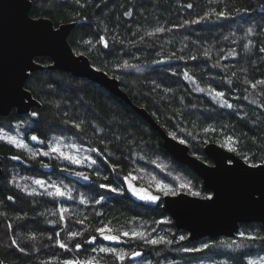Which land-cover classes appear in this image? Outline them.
<instances>
[{"label": "trees", "instance_id": "obj_1", "mask_svg": "<svg viewBox=\"0 0 264 264\" xmlns=\"http://www.w3.org/2000/svg\"><path fill=\"white\" fill-rule=\"evenodd\" d=\"M31 2L29 14L32 17H48L55 25L73 21L68 35L72 49L85 54L93 66L119 77L120 87L131 101L144 107L168 134L175 133L177 139H183L192 154L210 162L203 151L204 144L214 141L227 147L226 138L231 136L235 141L232 146L236 151L233 152L243 159L247 156L248 163L264 160V85H257L255 89L250 86L264 80V52L260 51L264 48V9L261 7L264 0ZM237 9H247V12ZM221 10L229 11L230 17L210 16L199 23H184ZM157 27H164L166 31L156 33ZM250 27L253 33L248 35ZM101 36L106 39L107 48L98 43ZM85 41H91L95 47ZM206 51L207 56L204 55ZM36 60L44 65L50 62L48 57ZM125 60L136 67L117 69L116 65ZM185 72L192 79H186ZM25 87L39 106L32 107L27 114L11 111L6 116L0 115V130L13 132L15 123L24 124L20 129L24 139L29 132H35L44 141L39 146L27 143L36 151L47 150L53 138L98 151H91L90 157L96 164L86 166L84 172L89 179L73 183L62 170L65 162L52 153L33 159L29 152L0 141L1 264H45L49 261L62 264L68 259L91 257H96L100 264H133L134 260L150 264L200 260L247 264L249 258L264 256V241H242L238 236L241 231L264 236V225L260 222L240 224L239 231L231 237L189 241L186 231L176 229L164 210L161 193L155 203L130 194L125 177L141 171H153L159 176L156 162L163 159L187 176L193 190L200 191L202 196H207L209 191L203 188L195 172L165 151L158 132L128 103L98 83L56 69L30 72ZM209 88L224 92V99L233 107H222L208 92ZM253 100L256 103H252ZM32 112L39 115L32 117ZM81 121L84 123L80 129L73 126ZM208 127L215 131L205 132ZM13 156L19 159H11ZM20 176L61 180L74 185L84 203L48 196L44 188L31 187V183H23ZM105 176L107 180L103 179ZM101 183L123 191L110 192L100 188ZM25 186L40 194L28 195L27 190H21ZM9 196L13 199L9 200ZM97 200L101 203L97 204ZM61 207L68 209L63 221L60 220ZM105 224L116 229L115 235L144 227L151 238L165 230L169 234L167 239L174 243L154 246L127 237L105 240L96 232ZM166 226L169 228L165 229ZM72 231L80 235L68 240V233ZM56 233H60L68 249L56 244ZM178 235L186 239L179 241ZM32 236L35 239H31ZM93 236L96 239L89 242ZM13 240L16 245H12ZM233 240L243 246L228 248ZM77 243L82 246L79 250ZM203 243L213 246L201 252L181 251ZM100 247L115 248L128 256L118 262L111 254L93 252ZM133 251L141 255L129 258Z\"/></svg>", "mask_w": 264, "mask_h": 264}, {"label": "water", "instance_id": "obj_2", "mask_svg": "<svg viewBox=\"0 0 264 264\" xmlns=\"http://www.w3.org/2000/svg\"><path fill=\"white\" fill-rule=\"evenodd\" d=\"M31 5V0H0L1 116L11 111L27 114L32 107L39 106L25 87L29 73L34 70L67 71L76 78L98 83L140 114L158 132L165 151L195 172L203 188L214 195L211 202L185 191L176 197L162 195L164 210L176 229L186 231L189 241L203 237H231L239 231L240 224L260 222L264 225V195L257 200L251 196L252 193L264 194V160L256 163L259 167L253 168L251 163L214 141L203 146L210 162L192 154L188 144L172 139L144 107L131 101L116 77L102 69L93 71L95 66L89 58L72 49L68 35L73 21L55 25L48 17H32L29 14ZM37 57H48L50 62L44 65L36 60ZM32 135L37 134L29 132L27 141L34 146L41 145V138L37 135L38 140L32 141ZM1 162L0 155V177Z\"/></svg>", "mask_w": 264, "mask_h": 264}, {"label": "snow or ice", "instance_id": "obj_3", "mask_svg": "<svg viewBox=\"0 0 264 264\" xmlns=\"http://www.w3.org/2000/svg\"><path fill=\"white\" fill-rule=\"evenodd\" d=\"M76 2L80 3V0H76ZM81 6H83V5H81ZM188 7H191V5H188ZM261 7L264 8V5H262ZM237 11L238 12H247V9H237ZM126 15H130V13H126ZM230 15H231V13L229 11L221 10L219 12L206 13L204 16L200 17L198 20L185 21L184 23L185 24L199 23L201 20L208 19L210 16H215L217 19H221V18L227 19V18L230 17ZM164 31H166V29L164 27H157L155 29L156 33H162ZM252 33H253V29L251 27L248 28L247 29V34L251 35ZM152 34L153 33H148V35H152ZM85 43H87L89 45H92L91 41H85ZM98 43L103 45L105 48L108 47V43H107L106 39L103 36L100 37ZM92 47H95V45H92ZM247 47H248V45H245V48H247ZM89 50H91V48ZM260 51L264 52V48H261ZM204 55L207 56L208 52L206 51L204 53ZM192 59H195V57H192ZM131 67H136V65L130 64L127 60H125L123 62V64L116 65L117 69H119V68H131ZM93 71L100 72L101 69L98 68V67H94ZM184 77L186 79H192V77L189 76V74L187 72L184 73ZM116 79H119V77H116ZM245 83H248V81H245ZM257 85H264V80H258L255 83H252L250 86L253 89H255L257 87ZM197 90L204 91V89H199V88ZM208 92L210 94H212L213 99L218 101L222 107H224V106H226L228 108H232L233 107L232 104H229L227 102V100L224 99V96H225L224 92L216 91L215 89H212V88H209ZM251 102L252 103H256L255 100H253ZM38 115L39 114L37 112H32L31 113L32 117H37ZM65 115H67V113ZM65 123L67 124V123H69V121L65 120ZM83 123H84L83 121H81L80 123H73V126L75 128H77V129H80ZM94 127H97V126H94ZM97 131H102V130L97 127ZM204 131L205 132H211V131H215V129L212 128V127H208V128H205ZM170 136L172 137V139H174V140L176 139L175 133H170ZM30 139L32 141H37L38 140V136L37 135H32L30 137ZM0 141H5L7 144L12 145V146L16 147L17 149H22V150H24L26 152H29L33 159H35V157L37 155L48 156L49 152H55V153H58L59 157L67 160L69 163L74 164V165H83L84 161H89V163L87 165L88 167H91L92 165L96 164V161L94 159H91V157L84 156L83 158H81V157L76 156V155L66 154L62 150V147L65 146V145H64V142H63V140L61 138H53V140L49 142V151L48 152H39V153H37L35 151H32L29 148L28 144L25 143L23 139L17 138L16 136H7L5 134H0ZM39 142L40 143H44V141H42V140L39 141ZM179 143L180 144H184L185 141L183 139H181V140H179ZM234 144H235V141L233 140V138L231 136H228L226 138L225 146L228 147L229 151H236V149L232 146ZM67 146L71 147V148H76L75 144H71V145H67ZM91 151H98V150L97 149H92ZM11 159H13V160L19 159V156H13V157H11ZM244 159H245V162H247L248 157L245 156ZM230 163H231V161H229V164ZM42 166L43 167H48L47 164H42ZM251 167L257 168L259 166L256 165V164H252ZM63 170L66 171V172L69 171L68 168H64ZM115 170H116V168H115V166H113V171H115ZM72 174L77 176V177H80V178H82L84 180H88L89 179V176L86 175L83 171H74V172H72ZM97 175L99 176L100 174L97 173ZM130 178L132 180L137 179V177L131 176V174H129V177H125V180L128 181ZM103 179L107 180L108 177L105 176V177H103ZM33 183L35 185H37V186H40L41 188H44L45 194H47L48 196L63 197L65 195H67L69 197V199L72 198L71 197L72 189L68 188L67 185L64 186V190H61V188L58 187L57 185H55V184L46 185L45 181L40 180V179L33 180ZM99 187L102 188V189H107L108 191L114 192V193L115 192L122 193V191H123L122 189H119V188H116V187H112L111 184H103V183H101L99 185ZM49 188L54 189V191H49L48 190ZM185 188L194 197H199V198L207 200L209 202L214 200V195L209 194L207 196H202L201 192L193 190V188L191 187L190 184L181 183L178 188H174V187L169 186L168 184H163V183H160L159 181L156 182V189L160 193H162L164 196L176 197V196L180 195L181 192ZM21 190L22 191H26L27 187L25 186ZM128 190L132 193L133 196L138 197L140 200L150 201V202L155 203L156 201H158L160 199L159 196L151 195L149 193V191L147 189H145V188H137V187H135L131 182L128 183ZM27 194L28 195H39L40 193H38L36 191V189H32V190H27ZM262 195H264V194H261V193H252L251 194V196H255L256 197L255 200L260 199ZM8 199L12 200L13 197L9 196ZM102 199H103V197L101 198V200ZM101 200H97L96 203L97 204L101 203ZM81 203H84V201L81 200ZM67 211H68V209L63 208V207H61L59 209L60 220L61 221H63L65 219L64 213L67 212ZM78 222L82 223V221H78ZM162 222L167 223L169 221L165 220V221H162ZM9 227L11 228V225H9ZM115 231H116V229H113L112 227H110L109 224H105L102 227H99V228L96 229V232L98 233L99 236H101L105 240H110V241H117L121 237H127V238L134 239V240H136V239L142 240L144 243L149 244V245H154V246L155 245H161V244L170 245V244L174 243L173 240L167 239L165 236H158V237H155V238H149L150 234H146L143 231H137L135 229H133L131 231H120L119 235L113 234ZM79 235H80V233L72 231V232L68 233L67 239L68 240H72V239L76 238ZM238 236H239V239L242 240V241H252V242L258 241V240L259 241H264V236H261L259 234H253L251 232H247L246 233V232L241 231V232L238 233ZM56 237H57L56 244L61 249H68V244L60 239V233H56ZM30 238L31 239H35V236H32ZM95 239H96V237L93 236L89 242H92ZM178 239H179V241H183V240L186 239V237L184 235H180ZM12 245H16V241L15 240L12 241ZM233 245H235L236 248H240V247L243 246L240 243H238L237 240H233L230 244L227 245V247L228 248H232ZM212 246L213 245L210 244V243H203L199 247H191V248L185 247V248H182L181 251H184V252H201V251H204L205 249H209ZM81 247L82 246H81L80 243L76 244V249L77 250L81 249ZM19 250L21 252L24 251L23 248H20ZM97 251L99 253L111 254L116 260L121 261V262H123L126 259V257L128 256V253H125L123 251H117L115 248L100 247L99 249H95V248L93 249V252H97ZM140 255H141V253L137 252V251H133L131 253L132 257H137V256H140ZM45 264H51V262L50 261L49 262H45ZM62 264H100V261L96 257H91V258L84 259V260L68 259V260H64L62 262ZM247 264H264V256L259 257L257 259L249 258L247 260Z\"/></svg>", "mask_w": 264, "mask_h": 264}, {"label": "rangeland", "instance_id": "obj_4", "mask_svg": "<svg viewBox=\"0 0 264 264\" xmlns=\"http://www.w3.org/2000/svg\"><path fill=\"white\" fill-rule=\"evenodd\" d=\"M13 126L15 128V131L12 132V131H2V130H0V134H5L7 136H16L17 138L23 139L25 143H29V142H27L26 139L23 138V133H21V131H20V129L24 127V124L15 123ZM63 142H64L65 146L62 147V150L66 154L76 155V156H79L81 158H83L84 156L90 157L91 151L89 149L81 147L80 145H77L74 142H69V141H66V140H63ZM71 144H75L76 148H71V147L67 146V145H71ZM225 148H227V147H225ZM31 150L39 153V152H45V151L48 152L49 148L47 150H45V151H36L34 149H31ZM50 153H52V155H54L55 157H57L60 160H62V162H65V164L62 165V167H63V169L64 168H68L69 169V171H67V172L64 171V174L67 177H69L70 179H72L70 181H72L73 183L75 181H81V182L82 181H86V180H84V179H82L80 177H77V176L73 175L72 172H74V171H83V172H85V169L87 168L86 166L88 165L89 161H84L83 165H74V164L69 163L67 160L59 157L58 153L49 152V154ZM156 163H157L156 164L157 165L156 166V168H157L156 172L159 174V176H157L153 171H141L139 173H136L133 176L137 177V179L132 180L130 178L128 181L125 180L127 189H128V183L131 182L135 187H137V188H145V189H147L149 191V193L151 195L159 196L158 193H160V192L156 189V182L157 181H159L160 183H163V184H168L169 186L174 187V188H178L181 183L190 184V181L187 178V176L182 171H180L179 169L174 167L172 164L167 162L165 159L159 160V162H156ZM20 178H21V181L23 183H28V182L31 183V187L33 185H35L33 183V180L38 179V178H35V177L27 178L25 176H20ZM40 180H42V179H40ZM43 181H45L46 185L55 184L58 187H60L61 190H64V186L67 185L68 188L72 189V191H71V197L72 198L69 199V197L67 195H65L63 197H60V198L61 199H67V200H70V201L75 200L77 203H78V201H81L79 193L76 192V187L74 185H71V184H68V183H64V181H61V180L60 181L59 180H56V181L55 180L54 181L53 180H51V181L43 180ZM50 190L54 191V189H52V188H50ZM183 191L188 192L186 188ZM130 194L132 195L131 192H130ZM162 195L163 194L161 193L160 196H162ZM133 197L138 198L136 196H133ZM162 221H165V220H162ZM168 228L169 227H167V226L165 227V229H168ZM131 230H133V229H131ZM135 230L143 231L145 233H148V232H146V228H144V227H140V228H137V229L135 228ZM158 236H165L167 238V237H169V234H168V232L163 230V231H159V232L153 234L151 236V238H155V237H158ZM186 236H187V233H186ZM177 237H179V235ZM259 257H262V256H259ZM259 257H257V258H259ZM129 258H132V256L130 255ZM133 264H150V263H148V262L146 263V262H143V261H135L134 260ZM160 264H230V263H228L227 261H223V260H219V261L218 260H213V261L212 260L211 261L210 260H200V261H196V262H192V263H183V262H179V261L178 262L177 261H168L166 263L162 262Z\"/></svg>", "mask_w": 264, "mask_h": 264}]
</instances>
